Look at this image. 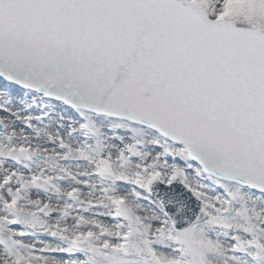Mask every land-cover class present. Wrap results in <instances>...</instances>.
Wrapping results in <instances>:
<instances>
[{
  "label": "snow or ice",
  "instance_id": "6c2138e0",
  "mask_svg": "<svg viewBox=\"0 0 264 264\" xmlns=\"http://www.w3.org/2000/svg\"><path fill=\"white\" fill-rule=\"evenodd\" d=\"M0 264H264V0H0Z\"/></svg>",
  "mask_w": 264,
  "mask_h": 264
}]
</instances>
